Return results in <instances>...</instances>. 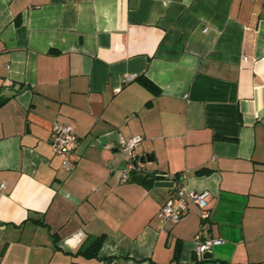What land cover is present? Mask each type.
<instances>
[{
	"label": "crops",
	"instance_id": "0c3cea01",
	"mask_svg": "<svg viewBox=\"0 0 264 264\" xmlns=\"http://www.w3.org/2000/svg\"><path fill=\"white\" fill-rule=\"evenodd\" d=\"M134 134L174 186L122 177ZM0 182V264H264V0H0Z\"/></svg>",
	"mask_w": 264,
	"mask_h": 264
},
{
	"label": "built area",
	"instance_id": "2783aa9c",
	"mask_svg": "<svg viewBox=\"0 0 264 264\" xmlns=\"http://www.w3.org/2000/svg\"><path fill=\"white\" fill-rule=\"evenodd\" d=\"M135 75V74H134ZM133 75L126 74L123 78V83L131 80ZM121 87H117L119 91ZM142 139L141 134H134L130 137H122L120 146L124 152L127 161L122 172V177L128 179L132 173L142 171L144 169V162L136 158L135 148ZM77 136L70 124H57L54 127L51 138V145L54 153L62 159V165L69 168L70 156L76 147ZM6 184L0 182V194L5 189ZM210 191L203 189L201 191H188L183 185L178 188V193L165 200L162 204L159 215L163 219L171 221H178L188 211L187 199H191L199 208V215L201 219H207L210 214L208 208V197ZM221 239H206L201 240V234L198 232L195 235V250L198 254H202L209 250L212 245L220 243ZM100 264H117L114 259H107Z\"/></svg>",
	"mask_w": 264,
	"mask_h": 264
},
{
	"label": "water",
	"instance_id": "95a60500",
	"mask_svg": "<svg viewBox=\"0 0 264 264\" xmlns=\"http://www.w3.org/2000/svg\"><path fill=\"white\" fill-rule=\"evenodd\" d=\"M153 157L151 156H146V157H142V160H149L151 161ZM155 181L154 184L156 186H162V187H172L174 186V181L168 179V175L167 174H162V173H157L154 175ZM211 257V251L207 250L204 253H202V258L204 259H208Z\"/></svg>",
	"mask_w": 264,
	"mask_h": 264
},
{
	"label": "trees",
	"instance_id": "16d2710c",
	"mask_svg": "<svg viewBox=\"0 0 264 264\" xmlns=\"http://www.w3.org/2000/svg\"><path fill=\"white\" fill-rule=\"evenodd\" d=\"M142 171H144V170H142ZM142 171L136 172V173H140V174L135 175L136 173L134 172V173H132V175H135L134 177L138 181H141L143 179H146L148 176H151L150 177V181H152L154 179V175H150V174L144 175V174L141 173ZM102 240H103V237L102 236L98 237L96 239V243L94 245L88 247L86 250H82V252H85L87 254H95L96 251H97V249H98V246H100ZM221 264H230V263H226V262L222 261Z\"/></svg>",
	"mask_w": 264,
	"mask_h": 264
}]
</instances>
